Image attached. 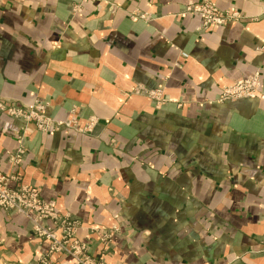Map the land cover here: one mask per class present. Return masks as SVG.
<instances>
[{
  "label": "crops",
  "instance_id": "1",
  "mask_svg": "<svg viewBox=\"0 0 264 264\" xmlns=\"http://www.w3.org/2000/svg\"><path fill=\"white\" fill-rule=\"evenodd\" d=\"M199 1L0 0V98L46 101L58 121L75 107L79 128L96 119L89 132L28 125L12 167L21 124L0 113V171L79 219L106 264H264V97L217 102L255 73L264 84V0H209L241 18L200 32L184 12ZM115 223L126 237L106 254L89 230ZM45 250L25 217L0 211V264Z\"/></svg>",
  "mask_w": 264,
  "mask_h": 264
},
{
  "label": "built area",
  "instance_id": "2",
  "mask_svg": "<svg viewBox=\"0 0 264 264\" xmlns=\"http://www.w3.org/2000/svg\"><path fill=\"white\" fill-rule=\"evenodd\" d=\"M184 12L202 17V23L196 29L199 32L206 30L210 25L224 24L227 19H237L232 14H222L215 5L207 1L201 2L198 6H188ZM138 16L137 13L136 15L133 13L130 15V19L134 20ZM181 56L186 57L184 53ZM141 93L155 99V104L159 106L166 103L165 100L161 99L159 92L141 90ZM255 96L264 97V85L260 82L258 75L224 87L218 96L217 102ZM44 109L45 105L40 101H36L34 105L26 108L0 99V112L9 117L31 121L39 131L57 132L66 128H72L79 132L89 131L87 127L83 129L75 127L73 120L58 122L47 118L44 115ZM16 141L18 143L16 150L6 152L7 162L12 167L21 166L23 161L24 145L22 135L17 136ZM16 181L15 174L6 175L0 171V210L4 212L13 211L26 217L30 223L31 233L46 243V251L40 254L31 264H53L52 259L54 256L63 257L59 264H106L103 260L89 254V241L87 238L84 242L76 239L80 223L78 225V222L69 213H59L53 201H43L35 187L31 185L10 187V183ZM112 228L110 230L91 229L90 232L97 235L101 243L105 244L109 241L114 230H117V227Z\"/></svg>",
  "mask_w": 264,
  "mask_h": 264
},
{
  "label": "rangeland",
  "instance_id": "3",
  "mask_svg": "<svg viewBox=\"0 0 264 264\" xmlns=\"http://www.w3.org/2000/svg\"><path fill=\"white\" fill-rule=\"evenodd\" d=\"M204 1H207V2H210V3H212L211 1H209V0H200L198 3H196V4H193V5H188V6H198L201 2H204ZM213 5H215L214 3H212ZM187 6V7H188ZM217 9L219 10V12H221L222 14H224V15H229V14H232V15H234V17L235 18H237L236 20H231L232 18H230L229 20L227 19L225 22L226 23H224V24H221V25H226V24H228V23H231V22H234V21H238L241 17H240V15H239V13L237 12V11H234V10H221V9H219L218 7H217ZM79 8H77V9H72V13H77V12H79ZM133 14V13H132ZM135 15H136V13H135ZM138 18H136V19H134V20H137V19H140V20H146L145 18H146V16H147V14L146 13H142V12H138ZM140 16H142V17H140ZM199 16V15H198ZM200 17V16H199ZM201 18V23H202V17H200ZM231 20V21H230ZM201 23H200V25H201ZM199 25V26H200ZM221 25H218V26H221ZM212 25H210V26H208V27H211ZM214 26V25H213ZM217 26V25H216ZM261 49H264V45H262V46H259V47H257L255 50H257V51H261ZM254 75H258L257 73H255ZM253 75V76H254ZM253 76H251V77H253ZM251 77H249V78H251ZM259 77V76H258ZM246 79H248V78H246ZM260 79V78H259ZM243 80H245V79H243ZM241 81V80H240ZM238 82V81H237ZM260 82L262 83V81L260 80ZM236 83V82H235ZM234 84V83H233ZM263 84V83H262ZM264 85V84H263ZM230 86V85H229ZM141 90H146V91H152V92H159V94H160V91L159 90H151V89H149V88H147V87H145V86H143V85H134L132 88H131V93L132 94H135V95H142V96H145V97H147L148 99H150V101H152L153 103H154V105H155V107L156 108H160V109H162V107H163V105L162 106H159L158 104H155L156 103V101H155V99H151L150 97H148L146 94H144V93H141ZM139 91V92H138ZM161 95V94H160ZM259 97V96H258ZM241 98H244V97H241ZM241 98H237V99H229V100H227V101H235V100H238V99H241ZM249 98V97H248ZM263 98V97H262ZM0 99H3V98H0ZM161 99H163L164 100V98H162L161 97ZM3 100H5L6 102H11V104H14L15 102L14 101H10V100H6V99H3ZM36 101H40V102H43L44 103V105H45V109H44V115H45V117H47V118H51V119H53V120H55V121H58V120H56L54 117H52L50 114H48V112H47V109H48V106H49V104H48V102H46V101H43V100H38V99H35L32 103H30V104H28V105H18V104H16V105H18V106H24V107H26V108H28L29 106H31V105H34L35 104V102ZM223 102V101H222ZM165 104H167V102L165 103ZM164 104V105H165ZM177 107H178V109H179V107H180V105H177ZM0 113H3V112H0ZM5 114V113H4ZM6 115V114H5ZM9 117V116H8ZM80 117V114L78 113V111H77V109L75 108V107H72L69 111H68V118L66 119V120H64V121H69V120H73L74 122H75V127H78L77 126V120H78V118ZM10 118H12V119H14V120H16V121H18V122H20V124H21V127L18 129V131L16 132V138H17V136H21L22 135V137H23V145H24V153H25V133H26V131H27V127H28V125H33L34 126V128H35V130L37 131V132H39V133H47V134H53V133H55V132H43V131H39L37 128H36V126L33 124V122H31V121H26V120H24V119H17V118H13V117H10ZM58 122H63V121H58ZM96 124V119L95 118H89V122L84 126V127H78L79 129H83V128H88L89 129V131H91L92 130V127L94 126ZM89 131H84V132H89ZM17 146H18V143H17ZM17 148V147H16ZM16 148L14 149V150H16ZM14 150H12V151H14ZM12 151H6V152H12ZM6 152H5V156H6ZM23 157H24V154H23V156H22V159H23ZM6 161H7V159H6ZM10 165V164H9ZM11 174V173H10ZM7 175V174H6ZM13 188H15V187H13ZM44 201V200H43ZM54 202V201H53ZM57 210V209H56ZM0 211H2V210H0ZM58 211V210H57ZM2 212H4V211H2ZM4 213H6V214H17V213H15V212H13V211H5ZM60 213V212H59ZM24 217V216H23ZM26 218V217H25ZM75 220L78 222V225H79V223H80V226L78 227V229H80L81 228V221L79 220V219H76L75 218ZM28 221V220H27ZM29 222V221H28ZM29 227H30V223H29ZM112 227H117V230H114V232H113V234H112V236L110 237V239H109V241H107L105 244H103V243H101V240H99V238H98V236L97 235H95L94 233H91L90 232V230L91 229H105V230H110ZM123 225H121L120 223H115L114 225H111L110 227H108V228H91L90 230H89V234L90 235H95L96 237H97V239L100 241V243L101 244H103L104 246H105V249H104V252L106 253V254H108L109 253V251H110V249L114 246V241L115 240H117V239H119L120 238V240L122 239V241L124 242V238L126 237V234H125V232L123 231ZM78 229H77V231H78ZM113 229V228H112ZM32 234V233H31ZM33 235V234H32ZM34 236V235H33ZM35 237V236H34ZM35 238H37V237H35ZM87 239H88V241H89V244H90V237H86ZM85 238V239H86ZM38 239V238H37ZM76 239L78 240V241H80V242H84V240L85 239H83V240H81V239H79L78 237H77V234H76ZM38 240H40V239H38ZM41 241V240H40ZM41 242H43V241H41ZM43 243H45V242H43ZM261 245H262V247H261V249H260V251L261 252H263L264 253V239H262V241H261ZM90 246V245H89ZM89 246H88V252H89ZM46 249H47V246H46ZM46 251V250H45ZM44 251V252H45ZM43 252V253H44ZM42 254V253H41ZM90 254V253H89ZM40 255V254H39ZM38 255V256H39ZM91 256H93L92 254H90ZM37 256V257H38ZM36 257V258H37ZM59 258H61V260L63 259V257L62 256H58ZM93 257H96V256H93ZM35 258V259H36ZM98 259H101V260H103L104 261V259L103 258H101V257H97ZM34 259V260H35ZM33 260V261H34ZM60 260V261H61ZM32 261V262H33ZM59 261V262H60ZM31 262V263H32ZM105 262V261H104ZM30 263V264H31ZM106 263V262H105ZM139 264H146L145 262H141V263H139Z\"/></svg>",
  "mask_w": 264,
  "mask_h": 264
}]
</instances>
